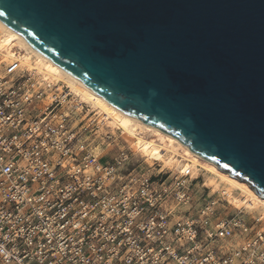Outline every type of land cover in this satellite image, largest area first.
<instances>
[{"label":"built area","instance_id":"1","mask_svg":"<svg viewBox=\"0 0 264 264\" xmlns=\"http://www.w3.org/2000/svg\"><path fill=\"white\" fill-rule=\"evenodd\" d=\"M85 106L19 51L0 60V264H264L260 214L222 215L226 190L197 197L190 169L102 161Z\"/></svg>","mask_w":264,"mask_h":264},{"label":"water","instance_id":"2","mask_svg":"<svg viewBox=\"0 0 264 264\" xmlns=\"http://www.w3.org/2000/svg\"><path fill=\"white\" fill-rule=\"evenodd\" d=\"M0 13L63 72L264 196V0H0Z\"/></svg>","mask_w":264,"mask_h":264},{"label":"bare ground","instance_id":"3","mask_svg":"<svg viewBox=\"0 0 264 264\" xmlns=\"http://www.w3.org/2000/svg\"><path fill=\"white\" fill-rule=\"evenodd\" d=\"M14 47L20 48L19 55L22 64L28 68H35L44 77H51L65 83L71 94L82 102L88 103L94 109L95 115L100 117V120L125 134L138 153L140 152L150 160L161 161L167 165H177L179 169H190L191 174L193 172L196 174L198 170L203 169L215 177V181L212 182L214 185L217 184L218 179L224 181L229 188L248 195V209L253 208L251 206V203H253L262 206L264 213V196L257 194L247 181L231 176L227 171L221 170L216 163L192 152L187 145L175 136L162 131L159 127L145 123L143 120L121 111L106 98L63 72L57 63L38 52L22 35L7 27L0 20V60L5 61L14 56ZM150 133L155 137L154 139L147 136ZM175 146L180 148L181 153L175 151ZM231 197H233L234 203H241L239 198ZM262 217L264 218V214H262Z\"/></svg>","mask_w":264,"mask_h":264},{"label":"rangeland","instance_id":"4","mask_svg":"<svg viewBox=\"0 0 264 264\" xmlns=\"http://www.w3.org/2000/svg\"><path fill=\"white\" fill-rule=\"evenodd\" d=\"M15 50L19 51L20 48L14 47V51ZM85 104H86L85 108H87V112H89V115H87L85 121L88 118L90 119L96 118V120L100 122L99 138L95 142H93L92 145L94 147V151L96 154L102 155L106 152L102 157V161L111 159L113 158V156L118 154L120 150H124L128 154L129 161L132 164H134L135 167H137V170H143V171L149 170L150 174L157 172V170H159L160 168H163L164 170H170L171 173L177 172V170L179 169L177 165H173V164L167 165L161 161L150 160L146 156H143L140 152L138 153L137 151H135L131 141L128 140L129 138L125 134L121 133L119 129L112 128L107 124H105L102 120H100V117L95 115L94 109L90 105H88V103ZM105 133H111L113 135V138L111 140L100 138L103 137V134ZM147 136L151 139L155 138L154 136H152L151 133L148 134ZM175 151L181 153L180 148H178L177 146H175ZM191 177L196 178L193 179L192 181L191 189L196 194L197 197L205 193L211 194L213 191L219 188H224L226 190L229 196L228 199L231 202V204L229 205L224 202L219 203L218 210L222 215L232 210L234 206L246 207V210H244L245 219H249L251 216H256L257 214H260L261 216L262 214H264L263 208L260 205L258 206L251 203V206H253V208L248 209L249 208L248 195L242 194L240 191L234 190L233 188H229L228 186H226L224 181L218 179L217 184L214 185L212 182L215 181V177L210 175L205 170L200 169L197 171L196 174L195 172H193V174H191ZM231 196L239 198L241 200V203H237V204L234 203L233 197Z\"/></svg>","mask_w":264,"mask_h":264},{"label":"snow or ice","instance_id":"5","mask_svg":"<svg viewBox=\"0 0 264 264\" xmlns=\"http://www.w3.org/2000/svg\"><path fill=\"white\" fill-rule=\"evenodd\" d=\"M0 15H2V13H0Z\"/></svg>","mask_w":264,"mask_h":264}]
</instances>
